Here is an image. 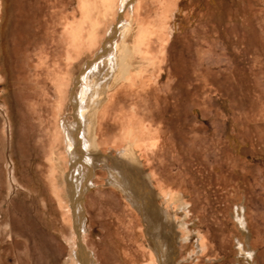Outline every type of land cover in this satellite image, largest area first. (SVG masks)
<instances>
[{
	"label": "rangeland",
	"instance_id": "1",
	"mask_svg": "<svg viewBox=\"0 0 264 264\" xmlns=\"http://www.w3.org/2000/svg\"><path fill=\"white\" fill-rule=\"evenodd\" d=\"M89 1L91 15L78 27L81 0H0V212L5 219H9L8 207L16 213V230L14 226L7 230L13 238L0 236V252L7 254L0 264H83L72 245L49 225H35L30 207L35 200L41 203L45 195L42 184L50 151L57 149L56 158L64 167L66 151L59 122L64 115L72 120L67 103L71 77L114 21V15H107L106 3ZM210 4L207 19L217 30L213 33L225 29L210 45L198 39L201 55L195 72L203 71L205 79H193L177 91L178 158L173 163L171 158L158 160L153 170L142 165L152 173L160 192L158 205L173 212L181 231L180 264H264V0H213ZM203 6L197 0V12H204ZM233 14L239 22L237 40L229 29ZM177 16L173 21L179 32ZM133 30L125 38V59L139 65L132 48ZM92 32L93 42H84ZM78 36L84 48L70 59ZM113 62L99 66L96 74L101 84L116 71ZM101 166L96 170L105 173ZM62 171L56 172L61 185ZM107 186L126 194L112 184ZM132 201L128 199V206ZM117 235L122 241L123 233ZM75 236L80 241L81 234ZM85 240L90 241L88 234ZM193 243L198 246L196 257ZM101 246L108 248L107 243ZM115 257L119 262L117 253ZM150 261L155 264L153 255Z\"/></svg>",
	"mask_w": 264,
	"mask_h": 264
},
{
	"label": "crops",
	"instance_id": "2",
	"mask_svg": "<svg viewBox=\"0 0 264 264\" xmlns=\"http://www.w3.org/2000/svg\"><path fill=\"white\" fill-rule=\"evenodd\" d=\"M102 1L107 4V15H114V21L104 30L99 45L91 56L84 58L77 70H83L87 63L93 59L106 38L109 27L115 23V9L119 0ZM212 1L202 0L205 11L197 12V0H187V2L185 0H135L131 13L134 26L131 40L132 48L141 63L133 65L127 62L125 59L127 51L125 50L120 65L126 69V72L105 90L104 99L95 114L94 141L96 150L99 151L100 147L107 152L123 148L131 143L146 168L153 170L155 166H159L157 165L158 160L162 163L166 160L165 158H171L172 163L176 162L177 152L179 153L176 150L177 142L174 130L177 105L179 104L177 91H181L182 88L185 89L193 79L199 82L205 79L203 71L195 72V65L201 55V43L198 42V39L203 38L210 45L218 37V34H222L225 29L223 26L221 27L222 31L213 33L217 30L212 27L210 19H207L212 9L210 4ZM79 8L81 16L77 22L78 27L91 15V2L81 0ZM127 11L128 9L125 8V13ZM176 16L180 21L178 24L179 32H177L175 21H173ZM231 17L233 23L229 29L233 38L237 40L239 38V22L234 20V14ZM128 19L130 16L127 17V21ZM93 25L96 27L97 24L94 23ZM78 37L79 44L75 45L72 50L70 49L68 54L70 59H75L80 55L84 48V42H93L95 33L92 32L84 42L80 36ZM128 64L129 67H127ZM56 151L57 149L50 151L51 160L46 163L48 171L42 184L45 194L41 198L42 202L37 204L35 200L34 203L38 209L34 203L30 207L33 208L31 211L35 218V225L37 223L49 225L59 238L67 241L68 245H72L74 254L83 264H87V260L91 264H152L150 261L152 255L155 264H161L157 255L151 252L146 244L145 229L132 203L130 208L128 198L123 193L101 181L105 174L100 177V171L96 170L97 167L89 161L87 163L89 171L85 172L86 174L83 173L85 176L83 177L81 173L78 174V181L80 183V180L83 179V184L79 191L82 214L80 220L77 218L70 197L67 196L66 198L64 187L62 188L63 184L61 185V181L56 179V172L63 169L61 162L56 158ZM65 151L67 152L66 148ZM52 157L55 158V161L52 160ZM66 158L68 167L63 176L70 167L68 152ZM162 159L164 160L161 161ZM78 162L75 167L76 172L83 171L78 166L81 163ZM11 164L9 168L12 173L14 165ZM156 177L163 179L160 176ZM63 181L64 184L67 183L66 176ZM65 185L68 193L67 186L69 185L68 183ZM7 194L9 193L7 192ZM65 203L69 210H65ZM59 210L62 214L59 213ZM7 211L8 217L12 215L13 217H10V220L5 219L6 214L3 211L0 212V236L4 234L11 238L12 236L7 230H10L14 224L16 230V213L11 212L10 207L7 208ZM65 212L67 213L65 214ZM65 215L67 218L63 222ZM20 219L18 214V226ZM81 220L85 222V233L88 234L89 242L85 240L84 231L81 229ZM117 232L123 233L122 241ZM75 233L81 234L80 241L76 240ZM191 237L192 235L189 234L188 239ZM257 237V235H252L253 239H257ZM3 241L6 243L8 239ZM11 242L12 245L15 243L12 239ZM106 243L108 248L101 246V249H105L104 251L101 250L100 244ZM32 246L29 245V248ZM193 246L195 249L194 243ZM5 249L8 250L7 247ZM114 252L118 254L119 262L115 260L117 257L114 258ZM89 254L92 256L89 257ZM0 255L5 258L7 254L0 252ZM0 260L3 261V259ZM74 263L72 261V264Z\"/></svg>",
	"mask_w": 264,
	"mask_h": 264
},
{
	"label": "bare ground",
	"instance_id": "3",
	"mask_svg": "<svg viewBox=\"0 0 264 264\" xmlns=\"http://www.w3.org/2000/svg\"><path fill=\"white\" fill-rule=\"evenodd\" d=\"M134 2L135 0H119L115 9V23L109 27L106 38L104 39L99 51H97L91 61L88 63L86 62L87 65L83 70H76L71 77L70 89L67 93L68 98L67 96L66 98L69 108L71 107L70 113L72 120L70 121L69 118L62 116L59 122L62 134L64 135L65 148L70 157V167L65 174L69 185L67 186L68 193L65 187V184L67 183L65 182L64 184L63 181L65 178V176H63L64 172L68 167L67 158L62 171V184L64 187V194L66 198L67 196L70 197L74 213L80 220L82 214V204L79 191L81 190L82 184H79L78 174L81 173L83 177L85 176L83 173H87V171H89V165L87 164L89 162L97 168L102 165L101 167L106 169L105 173L100 172V177H103L105 174V177H103L101 181L106 184H112L116 186V188L123 189L127 193L124 194V196H126L129 201L133 200V207L141 218L142 225L145 229L146 244L149 246L151 252H154L155 255H157V259L161 264H180V247L178 243L181 231L178 230L176 227L177 225H175V216L173 212L168 213L165 207L158 205L157 200L160 197V192L155 187L152 173L149 170L144 169L142 161L134 146L131 143H128V145L123 148L109 150L103 153L100 150H96L94 141L95 114L97 112V108L104 99L105 90L126 72V69L122 68L120 64L122 62L123 55L125 54V50H128L125 38L132 27H134L133 15L131 16ZM125 8L129 11L130 19H128V21ZM133 32L134 30L131 32V35ZM114 60L116 61V71L111 75L108 74L109 76H105L104 78L106 81L104 84H101V81L103 80L97 81L96 74L100 70L99 66L104 61L108 65L112 64L114 63ZM127 67H129V64ZM98 78L102 79L103 77L98 76ZM71 85L76 86V88L73 89V86L71 88ZM87 94H90V96H87ZM78 161L81 163L78 166L80 169H83V171L79 170V172H76L77 170L75 167ZM67 210H69L68 207ZM59 213H61V211ZM180 215L182 218L184 213L181 211ZM10 217H13V215ZM80 223L85 237V222L81 220ZM197 250L198 246L196 245L195 249H193V255L195 254V257L196 252H198ZM193 255L190 256L191 259L193 258ZM3 257L4 256L0 255V259H3Z\"/></svg>",
	"mask_w": 264,
	"mask_h": 264
}]
</instances>
